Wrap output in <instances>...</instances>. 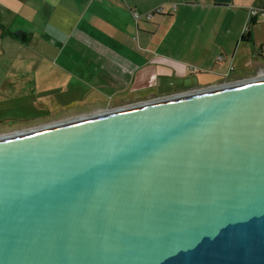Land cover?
<instances>
[{
	"label": "water",
	"instance_id": "95a60500",
	"mask_svg": "<svg viewBox=\"0 0 264 264\" xmlns=\"http://www.w3.org/2000/svg\"><path fill=\"white\" fill-rule=\"evenodd\" d=\"M261 76L0 136V264H264Z\"/></svg>",
	"mask_w": 264,
	"mask_h": 264
},
{
	"label": "crops",
	"instance_id": "0c3cea01",
	"mask_svg": "<svg viewBox=\"0 0 264 264\" xmlns=\"http://www.w3.org/2000/svg\"><path fill=\"white\" fill-rule=\"evenodd\" d=\"M249 8L264 0H0V110L59 104L67 120L258 76L264 15L242 40Z\"/></svg>",
	"mask_w": 264,
	"mask_h": 264
},
{
	"label": "rangeland",
	"instance_id": "374dc122",
	"mask_svg": "<svg viewBox=\"0 0 264 264\" xmlns=\"http://www.w3.org/2000/svg\"><path fill=\"white\" fill-rule=\"evenodd\" d=\"M20 57L21 55H17L16 53L11 54V58L8 57L10 60H14L15 58ZM262 74L264 72H261ZM238 76H237V75ZM199 76V74H197V77ZM232 76V78L235 77H243L246 75H243L242 73H231L230 77ZM234 76V77H233ZM261 76V75H258ZM193 77V75H192ZM205 76L201 75V77L199 76L196 79V77L192 78L193 83L190 85V87H204V86H209L212 85V83H214L215 81L208 77V78H204L201 79ZM256 77V76H255ZM254 76L245 78L243 80H247V79H251V78H255ZM190 78V77H189ZM242 81V79H240L239 81H233L235 82H240ZM233 82H228V83H233ZM212 87V86H211ZM208 88V87H207ZM204 89V88H201ZM193 90H197V88L193 89ZM111 102V103H115ZM135 104V103H133ZM132 105V104H129ZM20 106H24L22 108L21 111H17L16 112H10V111H1L0 110V132L3 131H11L8 133H0V136H4L7 134H12V133H17V132H21V131H25V130H29V129H33V128H37V127H41L44 125H48L50 123H56L62 120H66L65 116H63V114H66L68 112L66 111H60L59 110V104H57L55 107L53 106H48V107H43L40 108V111H35L34 108H32L31 110H29L27 108L28 103H20ZM128 106V105H125ZM123 107V106H121ZM118 108V107H115ZM110 109H114V108H110ZM108 110V109H107Z\"/></svg>",
	"mask_w": 264,
	"mask_h": 264
},
{
	"label": "built area",
	"instance_id": "2783aa9c",
	"mask_svg": "<svg viewBox=\"0 0 264 264\" xmlns=\"http://www.w3.org/2000/svg\"><path fill=\"white\" fill-rule=\"evenodd\" d=\"M160 10L161 9H157L156 12H160ZM258 13L264 15V10L262 8H249L248 18H247L246 24L243 28L242 36L248 35L249 27L251 25V22L253 21V17ZM150 17H151L150 13L141 15L138 12H133V18L135 19V21L136 20L138 21L140 19H149ZM193 71H195V70H193Z\"/></svg>",
	"mask_w": 264,
	"mask_h": 264
},
{
	"label": "trees",
	"instance_id": "16d2710c",
	"mask_svg": "<svg viewBox=\"0 0 264 264\" xmlns=\"http://www.w3.org/2000/svg\"><path fill=\"white\" fill-rule=\"evenodd\" d=\"M20 36L21 35H18L16 33L10 34L11 38H14V39H17V40H22V38ZM248 39H249L248 35L247 36H242V40H248Z\"/></svg>",
	"mask_w": 264,
	"mask_h": 264
},
{
	"label": "flooded vegetation",
	"instance_id": "af4514ba",
	"mask_svg": "<svg viewBox=\"0 0 264 264\" xmlns=\"http://www.w3.org/2000/svg\"><path fill=\"white\" fill-rule=\"evenodd\" d=\"M229 82H232V81H229ZM225 84H228V81L227 82H220L218 84H215V85H211L212 87H218V86H221V85H225ZM209 86V87H211ZM188 92V91H187ZM185 93V92H184ZM183 94V93H182Z\"/></svg>",
	"mask_w": 264,
	"mask_h": 264
},
{
	"label": "bare ground",
	"instance_id": "6f19581e",
	"mask_svg": "<svg viewBox=\"0 0 264 264\" xmlns=\"http://www.w3.org/2000/svg\"><path fill=\"white\" fill-rule=\"evenodd\" d=\"M260 75H263V76H261V77H264V73L262 74V73H259ZM242 81H244V80H242ZM30 131V130H29Z\"/></svg>",
	"mask_w": 264,
	"mask_h": 264
}]
</instances>
